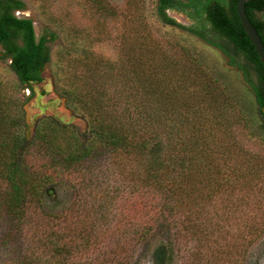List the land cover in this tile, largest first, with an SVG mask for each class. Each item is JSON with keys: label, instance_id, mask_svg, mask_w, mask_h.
<instances>
[{"label": "trees", "instance_id": "trees-1", "mask_svg": "<svg viewBox=\"0 0 264 264\" xmlns=\"http://www.w3.org/2000/svg\"><path fill=\"white\" fill-rule=\"evenodd\" d=\"M237 1L156 0L154 14L242 72L264 130V66ZM84 2L105 20L119 18L104 0ZM144 6L128 0L121 11L116 61L97 59L89 48L58 53L54 93L84 130L42 115L30 131L26 106L44 83L58 36L37 38L33 20L16 16L26 5L0 0V61L15 77L0 81V241L14 255L10 264H143L152 256L161 264H243L248 248L264 241V155L242 148L235 134L257 136L248 108L190 50L165 54L147 29ZM245 11L264 44V1L249 0ZM108 171L121 177L113 224L89 211L94 183ZM66 194L73 202L57 208ZM229 198L233 213L219 212ZM242 205L254 211L242 214ZM230 221L237 226L232 243ZM263 245L256 264H264Z\"/></svg>", "mask_w": 264, "mask_h": 264}, {"label": "rangeland", "instance_id": "rangeland-1", "mask_svg": "<svg viewBox=\"0 0 264 264\" xmlns=\"http://www.w3.org/2000/svg\"><path fill=\"white\" fill-rule=\"evenodd\" d=\"M20 1L26 5V10L24 12H17L16 16L28 17L33 20L37 38L46 31H52L58 36V39L51 44L52 61L44 72V83L35 87L36 97L26 106L27 122L30 125V131L36 119L42 115H56L67 123L75 124L83 131V122L80 119L71 117L70 113L65 109L63 101L56 96L52 87L51 76L57 67V62L59 60L58 53L62 48H71L72 50L89 48L97 59L116 61L119 57V41L123 31L121 26V11L125 9L128 0H104L119 13V18L115 21L103 19L99 14L95 13L94 10L88 8L84 0ZM155 4L156 0H145L143 16L149 33L158 42L165 54H176L181 47L186 48L193 54H196L204 63L205 67H208L211 72H214L227 84L229 92L235 98L236 102L248 108L250 128L251 131L257 135L256 138L248 136L242 131H236L237 143L253 154L264 155V143L258 139L260 137L264 138V130L260 125L257 112L253 107V94L248 84L245 82L242 72L236 67L231 66L229 59L217 49L177 27L165 25L158 21L154 14ZM168 15L181 25L189 24L188 20L181 14L169 12ZM237 61L241 63V61ZM63 65L64 64H62V66ZM0 81L10 84L15 81L14 75L8 68V63L1 61ZM28 94L29 92L27 90L20 92V96L26 97ZM119 159L118 164L120 165H117L116 168H120L121 170V158ZM103 163L104 161L98 163L97 166H95L96 170L100 168L104 169L102 167ZM109 170L116 171L113 170V167ZM108 172L107 174L103 173V175L98 176L99 181H96L98 183H94L96 188L93 189L92 196L89 199V211L90 213L95 212V215L102 213V215L105 216L104 219L107 222L111 221V224H113V220H115L116 204L121 201V177ZM72 202L73 196L66 194V196L61 199L60 205L57 206V208H62L64 205L68 206ZM233 203L234 200L229 198L226 203L223 202V204H221L223 206L219 207V212L228 209L232 210L233 213L235 210L232 205ZM239 209L243 214L253 212L254 206L242 205ZM248 214L253 215V213ZM233 215H235V213ZM248 221L249 220H243L242 222L244 224H249L250 222ZM233 222L234 221H230L226 226L227 234L231 239L229 243L234 242L232 239L237 229L236 224ZM243 223H240L239 226L243 227ZM3 227V223L0 222V237L3 232ZM242 229L243 228H240V230ZM260 243H262V245L264 244L263 239L248 248L243 264H256L257 257L260 254V246H262ZM232 246H234V244H229L228 247L231 249ZM13 256L12 251H10V249H4L0 241V264H10ZM234 258L235 257H230L229 261L232 262ZM262 261L264 262V257ZM143 264H161V262L159 259H156L155 256H152L145 260ZM172 264L180 263L175 259Z\"/></svg>", "mask_w": 264, "mask_h": 264}, {"label": "water", "instance_id": "water-1", "mask_svg": "<svg viewBox=\"0 0 264 264\" xmlns=\"http://www.w3.org/2000/svg\"><path fill=\"white\" fill-rule=\"evenodd\" d=\"M248 1L249 0H238L237 4H236V12H237L239 21L243 27L245 34L247 35V37L249 38V40L253 44V47H254L262 65L264 66V44H263L259 34L257 33L255 27L250 22L247 14H246V11H245V4Z\"/></svg>", "mask_w": 264, "mask_h": 264}, {"label": "flooded vegetation", "instance_id": "flooded-vegetation-1", "mask_svg": "<svg viewBox=\"0 0 264 264\" xmlns=\"http://www.w3.org/2000/svg\"><path fill=\"white\" fill-rule=\"evenodd\" d=\"M183 16V15H182Z\"/></svg>", "mask_w": 264, "mask_h": 264}]
</instances>
